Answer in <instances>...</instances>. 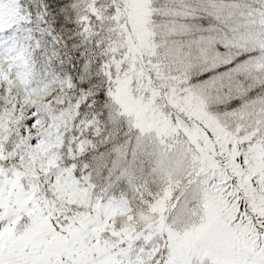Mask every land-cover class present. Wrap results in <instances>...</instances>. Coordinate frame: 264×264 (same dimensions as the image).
Listing matches in <instances>:
<instances>
[{
  "label": "snow or ice",
  "instance_id": "6c2138e0",
  "mask_svg": "<svg viewBox=\"0 0 264 264\" xmlns=\"http://www.w3.org/2000/svg\"><path fill=\"white\" fill-rule=\"evenodd\" d=\"M0 264H264V0H0Z\"/></svg>",
  "mask_w": 264,
  "mask_h": 264
}]
</instances>
